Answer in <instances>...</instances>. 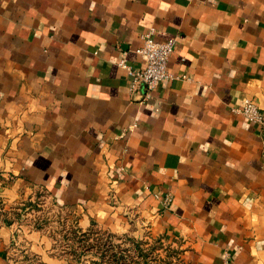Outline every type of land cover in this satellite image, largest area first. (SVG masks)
Wrapping results in <instances>:
<instances>
[{
    "label": "crops",
    "instance_id": "obj_1",
    "mask_svg": "<svg viewBox=\"0 0 264 264\" xmlns=\"http://www.w3.org/2000/svg\"><path fill=\"white\" fill-rule=\"evenodd\" d=\"M151 26L176 38L173 76L141 101L118 61L145 64ZM244 98L264 110V0H0V264H70L35 225L42 195L81 227L139 211L189 264H264V141L233 110Z\"/></svg>",
    "mask_w": 264,
    "mask_h": 264
},
{
    "label": "rangeland",
    "instance_id": "obj_2",
    "mask_svg": "<svg viewBox=\"0 0 264 264\" xmlns=\"http://www.w3.org/2000/svg\"><path fill=\"white\" fill-rule=\"evenodd\" d=\"M110 198L119 204L114 190ZM39 201L42 209L33 219L35 225L52 237V253L70 264H189L181 242L170 233L153 229L152 219H144L139 211H123L114 227H81L70 210L46 204L45 195ZM19 264H42V260L28 257Z\"/></svg>",
    "mask_w": 264,
    "mask_h": 264
},
{
    "label": "built area",
    "instance_id": "obj_3",
    "mask_svg": "<svg viewBox=\"0 0 264 264\" xmlns=\"http://www.w3.org/2000/svg\"><path fill=\"white\" fill-rule=\"evenodd\" d=\"M155 31V26L149 27L142 34V44L135 49L138 54L145 57L146 62L144 65L135 66L126 55H123L118 61V64L126 69L131 76L130 91L141 101L146 100L150 96L151 91L159 81L173 76L169 71L168 61L174 50L176 38L170 37L167 40L160 41L155 39ZM233 110L242 114L250 122L255 123L264 141V110L250 98H244L242 105L234 107ZM154 195L161 201L164 207H169L174 197L172 192H163L161 190L155 191Z\"/></svg>",
    "mask_w": 264,
    "mask_h": 264
}]
</instances>
